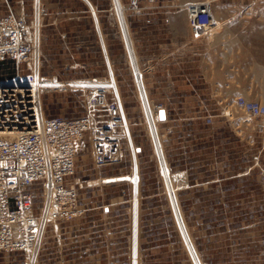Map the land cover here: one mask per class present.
I'll return each instance as SVG.
<instances>
[{
	"label": "rangeland",
	"instance_id": "obj_1",
	"mask_svg": "<svg viewBox=\"0 0 264 264\" xmlns=\"http://www.w3.org/2000/svg\"><path fill=\"white\" fill-rule=\"evenodd\" d=\"M133 1L0 0V16L9 6L24 17L38 43L40 76L56 83L40 92L44 118L85 116L91 92L82 87L97 79L109 100H120L132 138L123 121L114 129L119 164L97 168L88 143L66 158L77 159L66 185L79 190L84 212L48 222L36 264H195L177 214L201 264H264V117L246 115L237 97L207 92L186 14L193 0ZM205 2L220 22L233 17L222 16L219 0ZM5 72L0 79L11 76ZM23 259L0 254V264Z\"/></svg>",
	"mask_w": 264,
	"mask_h": 264
},
{
	"label": "built area",
	"instance_id": "obj_2",
	"mask_svg": "<svg viewBox=\"0 0 264 264\" xmlns=\"http://www.w3.org/2000/svg\"><path fill=\"white\" fill-rule=\"evenodd\" d=\"M186 14L194 40L217 23L208 3L187 4ZM37 54L38 43L29 39L24 17L8 6L0 16V67L13 72L0 79V254L19 253L22 264H36L48 222L72 221L84 212L79 190L66 185L69 175L57 170V160L77 154L87 143L97 168L123 159L114 130L122 125L123 108L118 98L109 100L97 79L82 87L91 92L85 116L44 118L40 92L45 80ZM235 103L248 116L264 117L260 102L238 96ZM13 130L18 133L9 138L6 133Z\"/></svg>",
	"mask_w": 264,
	"mask_h": 264
},
{
	"label": "crops",
	"instance_id": "obj_3",
	"mask_svg": "<svg viewBox=\"0 0 264 264\" xmlns=\"http://www.w3.org/2000/svg\"><path fill=\"white\" fill-rule=\"evenodd\" d=\"M205 1L193 0L187 4L207 3ZM218 4L224 12L222 16L233 17H220V22L211 6L217 23L205 37L195 40L199 74L207 84V92L234 98L243 96L264 105V6L256 7L252 0H235L234 5H225L219 0ZM181 19L183 31L189 38L185 13L181 14ZM123 124L131 143L126 120ZM136 168L135 165V173Z\"/></svg>",
	"mask_w": 264,
	"mask_h": 264
},
{
	"label": "bare ground",
	"instance_id": "obj_4",
	"mask_svg": "<svg viewBox=\"0 0 264 264\" xmlns=\"http://www.w3.org/2000/svg\"><path fill=\"white\" fill-rule=\"evenodd\" d=\"M116 1V3L119 5V0H115ZM214 18H215V20L217 21V19H216V17L214 16ZM124 23V22H123ZM125 25V24H124ZM212 31V30H211ZM131 53V52H130ZM132 56V59H133V65H134V68H135V65H136V63H135V59H134V57H133V55H131ZM53 84V85H52ZM73 84H78V85H81V83H73ZM82 84H84V83H82ZM46 85H52V86H55L56 87V83H50V82H48V83H44L43 85H42V88L43 87H45ZM58 86H63V85H61V84H59L58 83ZM61 87H57V88H61ZM141 91H142V89H140ZM40 98H41V96H40ZM143 99H144V103H145V105H146V107H147V110H148V115H149V121H150V125H151V129H152V135H153V138H154V140H155V143H156V145H157V148H158V154H159V156H160V159H161V161L162 160H164L163 159V152H162V150H161V148H159V141H158V137H157V134H156V129H155V123H154V120H152V119H150V115H151V109H150V105H149V102H148V100L146 99V97L144 96V94H143ZM158 113V112H157ZM125 127L126 128H128L126 125H125ZM17 133H18V131L17 130H13V131H11L10 133H6V134H8L9 135V138H14L16 135H17ZM137 149V148H136ZM135 149V150H136ZM136 152V151H135ZM76 161H77V159H74V158H72V159H58L57 160V162H56V168H57V170L58 171H60L61 173H64L65 171H66V173L65 174H67V175H69V176H66V177H68L67 179H69L71 176H73L74 175V173H72L71 171H69L71 168L73 169V167L74 166H76ZM161 164H162V166H164V168H163V174H164V177H165V179H166V181L168 182V188L170 187V195H171V197H172V199H173V201H175L174 200V197H173V185H171V184H169V179H170V175H169V170H168V168H167V164L165 163V161L164 162H161ZM174 178L176 179L177 178V176L175 175L174 176ZM174 178H172V179H174ZM68 187H70V186H68ZM174 205H175V202H174ZM175 211H176V214L178 213L177 212V207H176V205H175ZM177 216H178V222H179V224H180V226H181V229H182V231H183V233H184V236H185V239H186V243L188 244V247L190 248V251L192 252V254H193V256H194V259H195V263L196 264H201L200 263V261H199V259H198V257H197V255H196V253H195V250H194V248H193V245H192V243H191V240H190V238H189V236H188V234H187V231L185 230V228H184V224H183V221H182V219H181V217H180V215L179 214H177Z\"/></svg>",
	"mask_w": 264,
	"mask_h": 264
},
{
	"label": "water",
	"instance_id": "obj_5",
	"mask_svg": "<svg viewBox=\"0 0 264 264\" xmlns=\"http://www.w3.org/2000/svg\"><path fill=\"white\" fill-rule=\"evenodd\" d=\"M158 115H159V120L164 121V120L166 119V113H165V110H163V109L159 110V111H158ZM137 150L140 151V148H137ZM174 208H175V205H174ZM177 220H178V216H177ZM180 228H181V226H180ZM181 231H182V229H181ZM182 234H183V231H182ZM183 237H184V234H183ZM184 240H185V242H186L185 237H184ZM186 244H187V243H186ZM187 247H188V245H187ZM189 251H190V248H189ZM190 253H191V256H192L193 261H194V263H195L194 256H193V254H192L191 251H190ZM195 264H196V263H195Z\"/></svg>",
	"mask_w": 264,
	"mask_h": 264
},
{
	"label": "trees",
	"instance_id": "obj_6",
	"mask_svg": "<svg viewBox=\"0 0 264 264\" xmlns=\"http://www.w3.org/2000/svg\"><path fill=\"white\" fill-rule=\"evenodd\" d=\"M0 69H1V67H0ZM11 76H13V72H11Z\"/></svg>",
	"mask_w": 264,
	"mask_h": 264
}]
</instances>
